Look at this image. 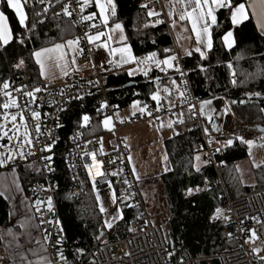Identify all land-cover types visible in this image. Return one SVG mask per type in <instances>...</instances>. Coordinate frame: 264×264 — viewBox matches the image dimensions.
I'll list each match as a JSON object with an SVG mask.
<instances>
[{
	"label": "trees",
	"instance_id": "1",
	"mask_svg": "<svg viewBox=\"0 0 264 264\" xmlns=\"http://www.w3.org/2000/svg\"><path fill=\"white\" fill-rule=\"evenodd\" d=\"M242 2L244 0H233L235 4ZM115 3L116 20L122 22L137 57L146 56L154 50L160 51L162 57L174 53V44L167 28L162 24H152L145 7H142L146 0H115ZM24 4L28 19L22 27L15 13L6 7L5 2L2 3L11 25L13 39L0 49V88L5 82L23 79L28 89L35 91L46 85L42 82L33 53L41 48L74 39L78 31L63 14L60 3L52 8H47L46 0H25ZM45 8L48 9L46 12ZM217 16L218 23L212 34L213 48L208 59L203 60L197 54L183 57L194 93L202 100L223 97L229 102L233 113L245 123L264 127V111H261L264 109V36L257 31L251 19L234 28L227 8L220 10ZM227 31H233L236 42L230 51L226 50L222 40ZM165 49L170 51L165 52ZM129 71L130 69H126L103 74L108 98L120 110L127 109L135 101H140L142 105L154 103L151 97L153 93H157L158 85L172 84L174 80L178 85L176 72L173 77H167L155 73L149 76H132ZM155 78H159V84H156L158 82H155ZM102 100L103 95L96 93L73 103L62 116V128L57 143L60 151L56 153L54 160L60 220L64 229L63 248L68 256V264H86L103 241L113 242L133 234L138 221L137 212L124 210L122 220L101 236L102 216L98 211L94 192L89 191L79 199L71 198V178L64 163L62 148L76 131H81L88 137L106 133L100 122L94 121L91 128H85L81 120L84 114L95 119ZM1 112L2 107L0 114ZM178 116L180 122L189 120L186 110L178 111ZM231 139H234L233 145L222 158L227 165L223 179L229 195L239 198L264 190V164L253 170L254 184L246 185L241 182L237 165L248 158L249 147L237 137ZM202 143L199 132L174 136L164 142L170 171L161 175L158 181L162 185L165 210L169 215L164 230L174 254L187 251L193 257L211 256L233 246L223 234L227 224L211 223L215 209L221 205L222 188L213 186L192 196L186 192L191 186H204L216 180L212 165L205 164L199 167L198 172L192 167L197 164L194 157L200 156L203 151ZM2 168L0 167V171ZM124 168L120 161L109 168L114 191L119 199L128 190L123 176ZM18 170L25 189L31 183L42 180L37 163L22 164L18 166ZM139 187L148 204L140 184ZM8 221L9 206L0 196V249L2 231ZM255 232L264 242V224L257 225ZM77 249H82L83 253H78Z\"/></svg>",
	"mask_w": 264,
	"mask_h": 264
},
{
	"label": "built area",
	"instance_id": "2",
	"mask_svg": "<svg viewBox=\"0 0 264 264\" xmlns=\"http://www.w3.org/2000/svg\"><path fill=\"white\" fill-rule=\"evenodd\" d=\"M167 2V0H154L146 6L145 10L147 14L150 10L158 13V15L153 16L170 31L173 22L168 14ZM46 3L47 8H52L57 3H60L62 7L65 4L69 5V11L72 15L66 17L78 31L75 40H78V45L81 47V59L86 62H93L95 46L92 42L89 43L86 33L93 35L98 31L107 32V28L100 23H95L93 19L87 21L82 19L83 16L90 14L89 4L81 12L77 0H46ZM93 24L96 27H91ZM154 52L157 53V59H163L160 51L154 50ZM174 56L176 60L173 63L178 65L180 69L177 71L176 67H173L177 74L179 91L169 94L171 105L158 107L155 103H148L144 112H131L126 124H141L151 118L158 120L165 115L172 118L178 111L186 110L189 120L180 122L177 115L178 119L172 123L171 131L174 136H185L192 132H199L203 141L204 162L212 165L216 173L214 183H208L204 186H191L189 188L194 189V191L187 194L190 196L199 194L213 186L222 188L221 205L218 207L222 213L219 218H211V223L225 222L227 224L223 234L233 243V246L211 256L193 257L187 251L179 254L173 253L166 238L164 227L154 222L143 198L139 180L130 166L127 147L120 142V128L115 116L118 107L112 104L108 98L103 81V72L116 73L122 67L116 63H109L103 71L93 65L94 72L89 79L77 73H70L63 78L62 82L46 85L38 92L29 90L26 81L23 79H13L7 82L9 85L7 89H4L3 86L0 88L1 104L9 103L10 99L16 101L18 105L16 108L22 112L27 120L28 131L32 140L30 151L34 154L26 155L24 160L17 157L13 161V165L18 167L25 163H37L42 173V180L28 185L26 189L28 198L34 206L37 199L46 201L47 197L51 196L53 200L52 212L47 210L46 205H41V213L36 212L43 236L46 232L49 234L48 240L45 242L47 257L51 264H65V261L68 264L69 262L63 248L64 229L60 220L54 160L56 153L60 151L57 148V143L62 128V116L73 103L85 100L96 93L103 95L101 104L106 102L107 106L100 109L95 119L90 117L89 122L83 125L85 128H91L94 121L103 123L105 117H110L113 125L111 132L119 140V145L116 149L101 154L99 143L104 134L90 137L85 136L81 131L72 134L68 144L62 148L64 163L71 178V198L79 199L89 191H93L96 197L108 196L111 193L115 197L109 168L115 162L120 161L125 166L123 176L124 180L127 181L128 190L127 194L119 199L118 207L122 214L127 209L137 212L138 221L134 226L135 232L133 234L117 241L103 243L86 264H181V258H183L182 264H264V261L260 259L264 255L253 252L254 242L249 240L251 236L249 230H255L257 225L264 224V190L255 191L239 198H232L223 179V172L227 165L222 158L226 156L227 148L212 145L214 141L235 137L264 142V132H260L257 126L245 123L233 113V110L230 118L218 123L219 131L217 133L207 129L205 119L199 109L202 99L195 95L189 72L184 66L183 57L176 49ZM139 69L136 63L130 67L132 73L139 71ZM169 72V70H165V73ZM235 78L233 75L234 80ZM29 92L32 93V96L26 95ZM181 92L184 93L183 96H181ZM190 105L195 107L190 108ZM33 111L40 113L38 120L32 117ZM37 124H39V132L36 130ZM205 129H207V133ZM52 141L55 142L52 143ZM49 143L52 144L50 151L45 150V145ZM217 149L220 150L217 151ZM44 156H51V160L42 159L41 157ZM49 187L52 190H42V188ZM196 188L200 190L195 191ZM41 218L45 223H40ZM49 220L53 223H47ZM55 221H59V225ZM58 229H62V231L58 232ZM58 238H62L59 245L56 244ZM246 241L249 242L246 243ZM58 251L63 253L65 261L60 260L57 255ZM169 253L172 255L169 256ZM3 262L5 263L6 260Z\"/></svg>",
	"mask_w": 264,
	"mask_h": 264
},
{
	"label": "crops",
	"instance_id": "3",
	"mask_svg": "<svg viewBox=\"0 0 264 264\" xmlns=\"http://www.w3.org/2000/svg\"><path fill=\"white\" fill-rule=\"evenodd\" d=\"M153 1L154 0H146L145 5L146 6L149 5ZM167 1H168L167 2L168 10L171 9L173 11V15L170 17L172 19V22L173 20L175 21V25L173 26L172 24L171 30L168 31L172 38L173 44H174V52L176 49L182 57L191 56L192 54H197L200 57V54L195 51L197 44H196L195 34L191 31V23L188 20L181 21L179 19L180 14L185 10V6L178 4L176 0H167ZM3 2L6 3V0H0V11H3V8H2ZM21 2H22V6L24 7V11L26 13L25 4H24L25 0H21ZM114 3H115V0H114ZM242 3L245 4L246 11L248 13V18L246 20H243L238 25H233V27L234 28L238 27L244 22L251 19L257 31L261 35L264 36V31H262L261 27L259 26L260 23L264 22V21H261L260 15H259L260 13L259 0H244V2ZM253 3L256 4L255 9H253L252 7H249V5ZM89 7L90 9L93 8L92 11H90V14H93V13L95 14L93 16V21L95 23H100L103 25L102 21L99 18V9L95 7V0H92V2L89 3ZM188 10H191V9L189 8ZM220 10L222 9L216 10V13H215L216 16ZM116 14H117V7H116ZM149 17L152 20V24H155V25L162 24L161 22L156 23L158 19L155 18L154 16H149ZM217 20H218V16H217ZM116 22H119L122 24V22L116 20V16L114 18L113 17L109 18V25L107 27V32L109 33V35H111L112 37L111 40H108L107 36H101L99 40L92 42L95 46L93 62H86L81 59V47L80 45H78V43L72 46L67 45L66 43L67 41L75 40V38L56 43V44H62L64 45V47L60 49L59 51L50 54L53 59L46 61L48 68H47L46 75L44 76L40 75L42 82L45 85L57 84V83L62 82L63 78L70 73H77L83 76L84 78L89 79L91 78L94 72L93 65H96L100 70L103 71L106 65L110 63L109 61H112L111 63H116L119 60V54H116L113 56L109 55L108 49L110 48L123 47L125 44H127L131 47L133 55H135L133 48L128 41V37H127L123 24H122L123 35L126 38L125 40L123 41L120 40L121 33L119 30L115 32H109V29L111 28L112 24ZM9 25H10V22H9ZM216 25L217 24L212 25L210 29L212 34H213V28ZM10 28H11V25H10ZM233 37H234V43L232 47L231 48L225 47L226 50L228 51H230L235 46L236 42H235L234 33H233ZM12 39L9 41V43L12 41ZM105 43H107L108 45L107 49L104 47ZM56 44H53V45H50L44 48H52ZM6 45L0 43V49ZM210 51L206 50V59H203V60L208 59ZM61 52L64 53V58L59 61L61 66L55 67L54 61L60 55ZM188 52H191V55H188L187 54ZM173 55L174 53L168 56H173ZM143 57H137V58H143ZM165 57H163V59ZM34 59L36 61L35 56H34ZM37 65L39 66V70H40V65L39 64ZM118 65L122 67L120 71H123L126 69H130V67L133 66V63H125V64H118ZM138 66L140 68L139 71L132 73L131 74L132 76H136V75L149 76L152 73L161 74L167 77L174 76L173 68H165L164 65H161V67L159 68L153 64L138 65ZM145 68L147 69V75H145L144 71L142 70ZM161 68H165V70H169L170 72L165 73V70L161 71ZM103 73L105 75L109 74L108 72H103ZM174 81L175 83L172 82V84L169 83L167 85H164V84L158 85L157 94L160 97V101L158 104L157 101L153 100L155 105H157L158 107L171 105V98L169 94L178 93L179 91L176 80ZM155 82H158L156 84H159V78H155ZM165 89H167V91H165ZM210 100L215 102L214 106L216 107V110L213 109L212 111V114H211L212 119L208 121L205 118V121L208 124V127H209L208 129L212 130L213 125L216 122L221 123L231 117L232 108L229 107L230 105L229 102L223 97H217L215 99H210ZM135 102H139L135 108L133 107V103H134L133 102L130 105V107H128L127 109H123V110L118 109L115 113V116H116L117 124L120 128V132H119L120 140H121L120 142L123 143L127 147L128 154L130 157V166L133 169L134 173L136 174L139 180V184H140V180H142L143 178L147 176L145 174L148 172L149 169H152V167L160 166L161 169L163 168L162 171L160 172V175H163L170 171V163H169L167 154L165 152L164 142L165 140H168L174 137L171 131V127H172V123L178 119L177 117L178 112L172 118L168 115H165V116L160 117L158 120L151 118L147 122H144L141 124L127 125L126 123H127V120L131 112H140L139 109L144 107V105H142L140 101H135ZM17 110L18 108L16 107H10L9 109H4L2 107V112L0 114V123L4 120L6 112L9 114L8 116L9 118L11 115L15 114ZM101 124L104 127V124L103 123ZM169 124H171V127H169ZM112 126L113 125L111 122L109 127H112ZM3 131L8 132L4 129ZM106 132L109 133L111 132V130L106 129ZM165 135H167L166 137H168V139L164 138ZM225 139H231V138H225ZM232 140L234 142V139ZM224 143H225V140L220 139V140L214 141L212 145L214 147L227 148V149L231 147V146L223 147ZM0 144L7 146L8 144L7 138L6 137L0 138ZM118 145H119V140L116 138L115 149L117 148ZM20 151H24V150L21 149ZM203 158L204 156L201 153L200 161L197 162L199 167H202L206 164ZM247 159L248 158L241 161L237 165V168L239 166L241 168L242 163L246 161ZM159 161L161 162L159 163ZM255 168H256L255 166H249V169L252 170L253 175H254L253 170ZM12 169L16 170L18 169V167L11 165L9 167L4 168L3 166L0 173L4 171H10ZM16 175L17 176L14 179H9V178L4 179L3 183H1L0 185V192L5 193V195L2 197L5 199V201L7 202L9 206V221H8L7 226L2 231V247L0 249V264H28V261H31L32 264H38V262L41 260L42 257L48 259L47 253H46V242H45L43 233L41 231V228L39 226V223L37 221L35 206L28 199V196L26 194V189L22 183V179L20 175H18V172ZM14 180L16 181V184L19 185V188H17L16 184L13 183ZM253 181L255 183V178ZM246 185H252V184L249 183ZM21 225H24L23 228L26 230V238L24 241H22V237L19 231L20 228H22ZM9 229L11 230L13 235L8 234ZM14 236H15V239L13 238ZM256 236L258 237V239L253 240L254 246L255 248L260 249V252H258L259 254L264 255V242L259 238L257 233H256ZM39 240L42 243L41 253L38 252L39 251L38 247L40 246ZM23 243H25V245ZM27 243H28V246H27ZM22 255L26 257V259L23 262L21 261ZM4 260H6L5 263L3 262Z\"/></svg>",
	"mask_w": 264,
	"mask_h": 264
},
{
	"label": "snow or ice",
	"instance_id": "4",
	"mask_svg": "<svg viewBox=\"0 0 264 264\" xmlns=\"http://www.w3.org/2000/svg\"><path fill=\"white\" fill-rule=\"evenodd\" d=\"M42 2V0H41ZM92 0H77V4L80 8V11L83 12L84 8L91 3ZM176 2L178 4L184 5L185 6V10L180 14L179 19L181 21L184 20H188L191 23V31L195 34L196 37V44L197 47L195 48V51L198 52L200 54V58L201 59H206V50L210 51L213 48V39H212V33L210 31L212 25H215L218 23L217 20V16H216V10L217 9H224L227 8L230 12V20L232 25H238L239 23H241L243 20H246L248 18V13L246 11V7L245 4L243 3H239V4H235L233 3V0H176ZM259 5H260V19L261 21H264V0H259ZM6 7L8 9H11L14 13L16 18L19 21V24L23 27L26 25V21H27V15L24 11V7L22 6V2L21 0H6ZM95 7L97 9H99V18L103 23V26L105 28L108 27L109 25V18L110 17H115L116 16V4L114 3V0H95ZM142 7H146V5H142ZM249 7H252L253 9L256 8V4L253 3L251 5H249ZM191 10H188V9ZM48 9L45 8L44 11L46 12ZM63 14L65 16H71L72 13L71 11H69V5L65 4L63 6ZM169 16L173 15V11L170 9L169 10ZM255 14V12H254ZM37 15H39V13H37ZM95 14H89L86 16H83L82 19L83 20H92L93 16ZM149 16H153V15H158V13H155L153 11H149L148 13ZM161 21L157 20L156 23H160ZM175 25V21L173 20V26ZM262 29V31H264V22L260 23L259 25ZM91 27H96V25H91ZM119 30L120 31V40L123 41L125 40V36L123 35V26L121 23L116 22L113 23L111 28L109 29V32H115ZM87 35L88 41L89 43L99 40L101 36H107L108 40H111L112 37L111 35H109L108 32H100L98 31L95 35ZM13 38V32L12 29L10 28L9 22H8V16L5 14L4 11H0V43L2 44H8L9 41ZM223 43L225 47L231 48L233 43H234V37H233V32L232 31H227L224 33L223 37H222ZM23 41L21 40V43ZM67 45L72 46L74 44L78 43V40H69L66 42ZM64 47V45L62 44H56L54 45L52 48H41L39 51H36L33 53V55L36 57V63L40 65V75L44 76L47 73V68L48 65L46 64V61L48 60H52V56L50 55L51 53L57 52L60 49H62ZM104 47L107 49L108 45L107 43L104 44ZM109 50V55L113 56L116 54H119V60L116 62L117 64H125V63H136L138 65H146V64H154L156 67H161V65H164L165 68H173L174 66L176 67L177 71H180L178 65H174V61L176 60V57L173 56H167L164 59H157V53L156 52H150L148 53L146 56H144L143 58H137L135 55H133L131 47L127 44H125L123 47H118V48H110ZM165 52L170 51L169 49H165ZM188 55H191V52L187 53ZM64 58V53H60V55L56 58V60L54 61V66L55 67H60V63L59 61L62 60ZM74 62V61H73ZM110 63L112 61H109ZM21 63H23V61H21ZM19 65H17L18 67ZM229 67H231V65H229ZM165 68H161V71H164ZM145 73V75H147V69H142ZM204 69L201 67V71H203ZM66 74V73H65ZM132 74V71H129V75ZM183 75V73H181ZM173 83H175V81H173ZM233 83H235V81L233 80ZM9 87L8 83L5 82L3 84V88L7 89ZM35 91H40L39 88L35 89ZM165 91H167V89H165ZM7 95V93H6ZM26 95L28 96H32V93H26ZM184 93L181 92V96H183ZM259 95V94H257ZM154 101H157V103L159 104L160 101V97L157 93H153L152 97H151ZM139 102H134L133 103V107L135 108L137 106ZM212 101L211 100H203L200 102V113L201 115H205V106L206 105H211ZM107 106L106 102L102 103L100 105V109H103ZM0 107H3L4 109H9L10 107H18V105L16 104V101L14 99H10L9 103H5L3 105H0ZM146 105L142 108L139 109L140 112H144L146 109ZM190 108H194L195 106L190 105ZM100 109H97V111L99 112ZM159 110V109H158ZM213 110L209 109L208 113H207V118L209 120L212 119L211 116V112ZM261 111H264V109H261ZM151 114V113H149ZM8 116L9 114L6 112L5 113V120H8ZM32 117L34 119H39L40 117V113L33 111L32 112ZM17 120V116L16 115H11V121L15 122ZM81 120L83 122V124H87L90 120V117L87 114H84L81 117ZM111 123V118L110 117H105V119L103 120V124L104 126L107 128L109 127ZM59 126V125H57ZM6 127V124L0 125V138L2 137H6L8 140V143L11 144L12 140L15 138L19 141V143L13 147V148H8L5 147V145L0 144V148H4V151L0 152V167H3L6 165V163H8L9 161H13L16 159V155H14V153H17L19 155V157L21 159H25L26 155L23 151H20V149H23V147L25 145L29 146V148H31L32 146V140L30 138V135L25 132L23 134V138L21 140L20 134H19V129L14 128L13 131L16 133V136H9L7 132L3 131V128ZM169 127H171V124H169ZM214 130L219 131V128L216 125H213ZM36 130L37 132H39V124L36 125ZM261 131H264V129H262ZM205 132L207 133V129H205ZM237 139L240 140L241 143L247 144L249 147V154L251 155V148L254 144V141L252 140H245L243 137H237ZM55 141H52V143H54ZM233 145V140L232 139H228L227 141H225L223 147H229ZM52 144L49 143L47 145H45V150H51ZM220 149H217V151H219ZM101 154H103V149L101 148ZM7 153V155H5ZM34 153H32L31 151L28 152L27 155H33ZM42 159L46 160V161H50L51 160V156H44L41 157ZM166 158V157H165ZM194 159L199 162L200 161V156L197 155L194 157ZM256 167H259V165H254ZM85 167H88V165H85ZM193 168H195V170L198 172L200 171L199 165L198 164H193L192 165ZM49 171H51V169H49ZM135 174V173H134ZM14 184H16V181H13ZM125 183H127V181H125ZM16 187L19 188V185L16 184ZM43 191H49L52 190L51 187L49 188H42ZM199 188H196L195 191H199ZM194 191V189L192 188H188L186 189V192L188 194H191ZM5 193L4 192H0V196H4ZM97 200L99 201V196L97 197ZM113 202H115V200H113ZM41 205H46L47 210L49 212L53 211V200L52 197L49 196L47 197V200H40L37 199L35 201V210L37 213H41ZM100 211L101 212H105L106 209L103 207V205H101L100 207ZM222 210L220 208H216L215 209V213L213 215V219L215 218H219V216L221 215ZM115 218H119V212H117V216L114 217ZM225 219H227V217H224ZM41 224L45 223V221L43 220V218H41L40 221ZM47 223H53V221L49 220L47 221ZM55 223L57 225H59V221H55ZM21 227H24V225H21ZM105 227L107 228H111L112 227V223L111 221H106L105 222ZM62 229H58V232H61ZM251 232V236L249 237V240H255L258 239V237L256 236V232L254 229H250L249 230ZM8 234L9 235H13L11 230H8ZM231 235V234H229ZM48 236L49 234L46 232L44 239L45 241L48 240ZM15 239V236L13 237ZM62 241V238H58L56 240V244L59 245ZM249 241H246V243ZM78 253H83L82 249H77L76 250ZM253 252H260L259 248H253ZM57 255L60 257L61 261H65V257L63 255L62 252H57ZM169 256L172 255V253L168 254ZM26 259V257H24L23 255L21 256V261L23 262ZM260 259L262 261H264V257H260ZM183 262V258H181V264ZM28 264H32L31 261H28ZM38 264H51V261L46 259V258H41V260L38 262ZM66 264V261H65Z\"/></svg>",
	"mask_w": 264,
	"mask_h": 264
},
{
	"label": "rangeland",
	"instance_id": "5",
	"mask_svg": "<svg viewBox=\"0 0 264 264\" xmlns=\"http://www.w3.org/2000/svg\"><path fill=\"white\" fill-rule=\"evenodd\" d=\"M214 103L215 102L212 101L211 105L205 106V115H203V117H204V119L206 118L208 121H209V119L207 118V113H208L209 109H212V110L215 109L216 110ZM229 107L231 108L230 105H229ZM199 109H200V104H199ZM211 114H212V112H211ZM13 115L17 116V120L15 122L11 121V116H10L8 118V120L4 119L0 123V125L6 124V127L3 129L8 131L7 133L9 136L11 135L13 137L16 136V133L13 131V129L14 128L19 129V134H20V137L22 140L23 134L25 132H27L29 134L27 120L19 109ZM104 128H105V130L109 129L112 131L113 126L107 127V128L104 126ZM206 128L207 129L209 128L207 122H206ZM166 136L167 135H165L164 138L168 139V137H166ZM223 140L227 141L228 139H223ZM249 140L254 141V144L251 148V155L249 154L248 159L242 163L241 168H240V166L237 168L239 176H240V174L242 176V177L240 176L241 177L240 180L243 184H249V183L253 184L254 183V181H253L254 175H253L252 170L249 169V166H254V165L260 166V165L264 164V142L260 143L256 139H249ZM18 143H19V141L14 138L12 140V143L11 144L8 143L7 146H5V147L13 148ZM99 146H100V149L101 148L103 149L104 154L106 152H110L113 149H115V147H116V136H115V134L112 132L104 134L101 137V141L99 143ZM23 150H24L23 152L25 153V155H27L28 152L31 150V148H29V146L25 145L23 147ZM2 151H4V148L0 149V152H2ZM5 155H7V153ZM14 155H16V158L19 157V155L17 153H14ZM202 155H203V151H202ZM22 160H24V159H22ZM13 161H9L8 163H6L4 168L9 167L11 165L13 166ZM160 162L161 161H159V163ZM162 169L160 166L152 167V169H149L148 172L145 174L147 176L145 178H143L142 180H140V186H141L142 191L144 193V196L147 200V203H148L147 206L150 209V212L153 216L154 222L165 228V226L169 220V215L166 213V210H165V201H164V196H163L162 185L158 181L159 177L161 176L160 172L162 171ZM17 172L19 175L18 169H16V170L12 169L10 171L1 172L0 173V185H1V183H3V180L6 178H9V179L16 178ZM115 197L112 193L108 196L99 197V201L97 200V197H96L97 208H98L100 215L102 216V231H101L102 235L101 236H103L105 233L112 230L117 225V223L120 222L123 218L122 211L118 207L119 198L117 196H115ZM113 200H115V202H113ZM101 205H103V207L106 209L105 212L100 211ZM117 212H119V218L114 219V217L117 216ZM106 221H111V223H112L111 228L105 227ZM19 231H20V235L22 237V241H24L26 238V230L22 227V228H20ZM40 240H41V238H40ZM103 242L105 243V242H107V240H105ZM23 244L25 245V243H23ZM41 244L42 243L40 241V246L38 247V249H39L38 252H40V253H41ZM27 246H28V243H27Z\"/></svg>",
	"mask_w": 264,
	"mask_h": 264
},
{
	"label": "water",
	"instance_id": "6",
	"mask_svg": "<svg viewBox=\"0 0 264 264\" xmlns=\"http://www.w3.org/2000/svg\"><path fill=\"white\" fill-rule=\"evenodd\" d=\"M214 125H216V126L218 127V123H217V122H216ZM257 127H258V130H259L260 132H264V131H261L262 129H264L263 126H257ZM212 132H213V133H217V131L214 130V128H212Z\"/></svg>",
	"mask_w": 264,
	"mask_h": 264
}]
</instances>
